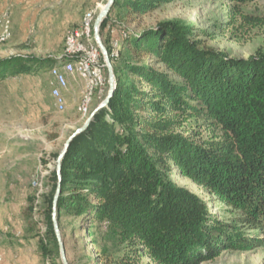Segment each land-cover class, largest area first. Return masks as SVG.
I'll use <instances>...</instances> for the list:
<instances>
[{
  "label": "trees",
  "instance_id": "16d2710c",
  "mask_svg": "<svg viewBox=\"0 0 264 264\" xmlns=\"http://www.w3.org/2000/svg\"><path fill=\"white\" fill-rule=\"evenodd\" d=\"M159 3L115 0L101 35L114 9L129 22ZM67 59H1L0 80ZM152 60L162 69L151 66ZM112 62L114 97L73 140L62 162L57 220L63 243L61 219L69 214L85 218L90 228L108 225L116 253L103 249L96 264H140L143 258L151 264H199L228 249L264 246V52L233 59L208 48L191 25L170 22L126 37ZM194 119L202 120L198 127L211 134L208 140L197 130L186 134L185 123ZM175 173L229 209L230 221L214 214L215 202L207 209L201 197L178 185ZM50 180L47 211L37 209V215L46 211V229L36 234L48 260L60 256L53 222L57 171ZM24 215L33 230L39 228L34 207ZM90 228L84 230L94 236Z\"/></svg>",
  "mask_w": 264,
  "mask_h": 264
},
{
  "label": "rangeland",
  "instance_id": "374dc122",
  "mask_svg": "<svg viewBox=\"0 0 264 264\" xmlns=\"http://www.w3.org/2000/svg\"><path fill=\"white\" fill-rule=\"evenodd\" d=\"M156 1L160 3L155 10L133 16L129 22L118 18L122 10L114 9L103 35L100 32L105 47L120 52L129 35H138L172 22L191 25L197 38L208 48L233 59H248L264 52V0L242 5L229 0ZM107 3L108 0H0V31L11 33V38L0 43V60L20 55L60 62L67 58L68 39L74 33L86 32L87 27L90 42L85 37L79 41L88 48L97 49L101 55L94 40L93 27ZM101 62L104 63L102 55ZM150 65L162 69V65L154 60ZM52 68L0 80V169H4L10 185L26 188L25 193L0 194V206L4 203L20 212L30 205L34 207V218L39 225L35 228L37 233L46 229V198L52 190L50 177L57 169L59 156L72 135L105 101L109 91L105 69L106 87L101 96L95 91L90 114L83 117L78 109L83 89L78 80L72 81L67 109L59 113L51 96ZM143 88L149 91L147 85L144 84ZM201 124L202 120L197 119L185 123L186 134L197 130L204 140H208L211 134L205 127L199 128ZM173 177L178 185L201 197L207 209H212L215 202L214 214L220 220L230 221L233 217L231 211L210 193L178 173ZM40 207L46 211L37 215ZM61 225L69 264H96L103 249L116 253V247L108 239V225L90 228L88 220L69 214L62 215ZM85 228H90L94 236L87 234ZM94 239L98 240V245H94ZM45 260L46 264H62L60 256ZM10 261L0 245V264H10ZM140 264L151 262L143 258ZM199 264H264V246L248 251L228 249Z\"/></svg>",
  "mask_w": 264,
  "mask_h": 264
},
{
  "label": "bare ground",
  "instance_id": "6f19581e",
  "mask_svg": "<svg viewBox=\"0 0 264 264\" xmlns=\"http://www.w3.org/2000/svg\"><path fill=\"white\" fill-rule=\"evenodd\" d=\"M89 36V27H87L86 32L72 34L67 41V61L51 69V75L54 80L51 96L59 113H63L67 109V93L69 92L71 79L78 80L84 84L82 99L78 108L83 117L90 114L95 91H99L101 96L106 87L105 70H99V75H95L93 74V69H91V64L88 62L97 59L98 63H103L101 62L99 51L93 47L88 48L87 45L79 41L81 37H85L90 42ZM9 38H11L10 32L0 31V43ZM110 57L111 60L118 59L119 51L113 50ZM71 68L73 69L71 70ZM36 185L38 186V183Z\"/></svg>",
  "mask_w": 264,
  "mask_h": 264
},
{
  "label": "crops",
  "instance_id": "0c3cea01",
  "mask_svg": "<svg viewBox=\"0 0 264 264\" xmlns=\"http://www.w3.org/2000/svg\"><path fill=\"white\" fill-rule=\"evenodd\" d=\"M76 80H70V83ZM84 90V84L79 81ZM71 88V86H70ZM69 92L67 95H69ZM0 169V194L25 193L22 185H10L7 174ZM4 204V203H3ZM0 206V245L10 257V264H46L39 251V238L25 219V211L15 210L7 204Z\"/></svg>",
  "mask_w": 264,
  "mask_h": 264
},
{
  "label": "water",
  "instance_id": "95a60500",
  "mask_svg": "<svg viewBox=\"0 0 264 264\" xmlns=\"http://www.w3.org/2000/svg\"><path fill=\"white\" fill-rule=\"evenodd\" d=\"M115 4V0H108L107 5L104 7V9L101 11V13L99 14V16L97 17L95 23H94V27H93V32H94V40L101 52V55L103 57L107 72H108V86H109V91H108V95L107 98L105 99V101L93 112V114L91 115V117L88 119L87 123L80 129H78L73 135L72 137L68 140V142L66 143L63 152L61 153V155L58 158L57 161V174L59 177V184H58V188H57V192L55 195V199H54V212H53V222H54V230H55V234L57 237V241L59 244V250H60V258L62 261V264H69L68 259H67V253H66V249H65V245L63 243L62 240V235H61V230L59 227V223L57 220V203L58 200L60 198L61 195V191H62V187H61V181H62V176H61V172H62V162L63 159L65 158L73 140L78 137L79 135H81L82 133H84L88 127L90 126L91 122L93 121L94 117L103 109L107 108L111 102V100L114 97L116 88H117V82H116V77H115V73H114V67H113V62L111 60L109 51L107 50V48L105 47V45L103 44V41L101 39L100 36V29L102 24L104 23V21L108 18L113 6Z\"/></svg>",
  "mask_w": 264,
  "mask_h": 264
},
{
  "label": "built area",
  "instance_id": "2783aa9c",
  "mask_svg": "<svg viewBox=\"0 0 264 264\" xmlns=\"http://www.w3.org/2000/svg\"><path fill=\"white\" fill-rule=\"evenodd\" d=\"M70 47H71V44H70ZM88 62L91 64V69H93V74H95V75H99V70H105L106 69L105 63H98L97 59H95L93 61H88ZM72 69L73 68H71V70ZM101 79H103V77H101Z\"/></svg>",
  "mask_w": 264,
  "mask_h": 264
}]
</instances>
